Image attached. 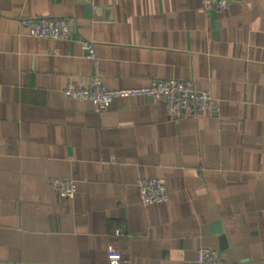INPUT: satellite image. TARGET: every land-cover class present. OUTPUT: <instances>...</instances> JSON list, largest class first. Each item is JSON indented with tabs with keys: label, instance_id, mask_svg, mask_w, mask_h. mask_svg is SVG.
Masks as SVG:
<instances>
[{
	"label": "crops",
	"instance_id": "1",
	"mask_svg": "<svg viewBox=\"0 0 264 264\" xmlns=\"http://www.w3.org/2000/svg\"><path fill=\"white\" fill-rule=\"evenodd\" d=\"M35 16L69 19V38L26 34ZM84 40L109 89L190 79L219 113L65 98L94 74ZM151 177L169 199L142 206ZM55 178L76 180L74 198ZM108 245L121 264H194L199 247L262 264L264 0H0V264H108Z\"/></svg>",
	"mask_w": 264,
	"mask_h": 264
},
{
	"label": "built area",
	"instance_id": "2",
	"mask_svg": "<svg viewBox=\"0 0 264 264\" xmlns=\"http://www.w3.org/2000/svg\"><path fill=\"white\" fill-rule=\"evenodd\" d=\"M235 0H200L205 12H221L228 10ZM22 30L36 38L68 39L71 32V22L64 17L35 16L20 18ZM85 56L92 60L95 66L94 74L87 84L69 82L61 93L65 98L90 100L95 105V111L104 112L109 104L118 98L144 96L159 100L170 115H179L184 111L192 112L195 117L205 112L219 113L218 101L209 90H198L190 79H155L146 86L136 88L109 89L102 81L98 72V62L95 56L94 43L83 41ZM53 187L61 198H74L77 182L72 178L52 181ZM139 202L142 206L160 204L168 201L169 192L165 183L155 177L139 178L136 181ZM121 232L116 230V234ZM108 264H121L119 252L111 245L107 246ZM194 264H229L219 258L217 252L209 247H199L196 250ZM264 264V258L262 260Z\"/></svg>",
	"mask_w": 264,
	"mask_h": 264
}]
</instances>
